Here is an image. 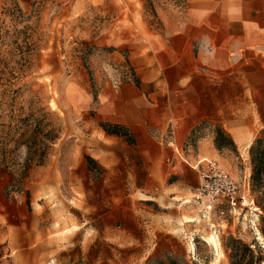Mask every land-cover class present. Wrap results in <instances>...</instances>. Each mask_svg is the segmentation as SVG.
Masks as SVG:
<instances>
[{"label":"rangeland","instance_id":"rangeland-1","mask_svg":"<svg viewBox=\"0 0 264 264\" xmlns=\"http://www.w3.org/2000/svg\"><path fill=\"white\" fill-rule=\"evenodd\" d=\"M185 1L0 0V264H159L166 251L179 264H232L243 252L230 257V238L250 245L264 264V184H252L250 155L255 140L264 139L259 62L233 66L251 68L256 82L242 73L240 101L196 128L215 137L221 127L234 139L236 148L201 158L217 161L236 180L247 199L240 217L217 218L218 239L214 220L196 211L190 259L165 232L151 236L145 251L119 235L96 234L100 215L125 194V174L112 157L111 168L87 160L105 158L109 149L100 132L111 123L100 118L97 97L106 85L134 79L141 42L179 19ZM155 242L161 250H150Z\"/></svg>","mask_w":264,"mask_h":264},{"label":"crops","instance_id":"crops-1","mask_svg":"<svg viewBox=\"0 0 264 264\" xmlns=\"http://www.w3.org/2000/svg\"><path fill=\"white\" fill-rule=\"evenodd\" d=\"M242 60L264 67V0H186L179 19L148 32L132 62L134 79L106 85L97 97L100 118L125 133L102 127L107 156L92 157L105 168L112 157L125 174V194L100 215L96 234L119 235L145 251L151 236L165 232L190 259L189 232L200 214L192 201L200 185L197 164L220 152L214 135L196 128L240 101L242 73L256 82L251 68L233 67ZM173 258L166 251L158 261L179 264Z\"/></svg>","mask_w":264,"mask_h":264},{"label":"built area","instance_id":"built-area-1","mask_svg":"<svg viewBox=\"0 0 264 264\" xmlns=\"http://www.w3.org/2000/svg\"><path fill=\"white\" fill-rule=\"evenodd\" d=\"M197 165L200 170V185L195 191L192 201L199 209L203 219L214 220L210 228L219 239L223 232V226L216 221L217 218L224 219L229 215L239 218L242 214L240 210L247 203V199L241 193L234 177L217 161L203 158ZM192 201L188 200L187 202L191 203ZM253 203L254 201L250 200L248 205ZM256 216L258 220V214Z\"/></svg>","mask_w":264,"mask_h":264},{"label":"trees","instance_id":"trees-1","mask_svg":"<svg viewBox=\"0 0 264 264\" xmlns=\"http://www.w3.org/2000/svg\"><path fill=\"white\" fill-rule=\"evenodd\" d=\"M102 127L110 133L124 134L125 131L122 127L113 124H102ZM214 143L217 149L220 151L224 148H236V144L232 136L226 132L223 128L219 127L216 130L214 137ZM251 163H252V175L251 181L254 187L262 186L264 184V139L258 138L250 147ZM87 160L93 164H96L97 161L91 156H87ZM264 222V219H263ZM231 243L233 244L234 252L231 254V258L234 259L238 257V250H242L240 254V259L232 261V264H257V260H254L253 250L250 245L243 244L235 238H230ZM248 256V260H245Z\"/></svg>","mask_w":264,"mask_h":264},{"label":"bare ground","instance_id":"bare-ground-1","mask_svg":"<svg viewBox=\"0 0 264 264\" xmlns=\"http://www.w3.org/2000/svg\"><path fill=\"white\" fill-rule=\"evenodd\" d=\"M212 236L215 237V238H217L214 234H212ZM261 238H262V236H261ZM207 240H208V238H207ZM208 241H209V240H208ZM219 246H220V247H219V248H220V253H221V255H222L223 253H222V248H221L220 243H219ZM221 255H220V256H221Z\"/></svg>","mask_w":264,"mask_h":264}]
</instances>
